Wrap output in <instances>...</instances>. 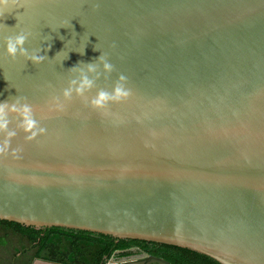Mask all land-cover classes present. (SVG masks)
<instances>
[{
	"label": "water",
	"instance_id": "obj_1",
	"mask_svg": "<svg viewBox=\"0 0 264 264\" xmlns=\"http://www.w3.org/2000/svg\"><path fill=\"white\" fill-rule=\"evenodd\" d=\"M19 32L43 62L4 53ZM99 56L112 71L66 99ZM120 76L129 96L92 107ZM17 98L44 131L0 133V220L264 264V0H2Z\"/></svg>",
	"mask_w": 264,
	"mask_h": 264
},
{
	"label": "trees",
	"instance_id": "obj_2",
	"mask_svg": "<svg viewBox=\"0 0 264 264\" xmlns=\"http://www.w3.org/2000/svg\"><path fill=\"white\" fill-rule=\"evenodd\" d=\"M145 243L144 251L166 264H219L195 251L59 227L25 226L0 220V264H105L115 251ZM129 252L120 253L127 256Z\"/></svg>",
	"mask_w": 264,
	"mask_h": 264
},
{
	"label": "clouds",
	"instance_id": "obj_3",
	"mask_svg": "<svg viewBox=\"0 0 264 264\" xmlns=\"http://www.w3.org/2000/svg\"><path fill=\"white\" fill-rule=\"evenodd\" d=\"M2 2V0H0ZM28 39V33L19 32L14 35H9L3 41L4 53L11 59H15L17 56L23 57L27 62H31L33 65L40 64L45 60V56L39 54V49L29 52L25 48V43ZM51 47L48 45L44 49L45 52ZM60 53H57L58 56ZM101 64H88L85 69L80 70V75L78 80L74 79L69 82V86L64 90L63 96L67 99L75 93L78 96H82L85 92L93 87L95 77L90 78L89 74L96 73L98 67H102L104 73H109L112 71V65L103 60L101 56L98 57ZM102 65V66H101ZM124 76L119 77V82L114 86L113 90L109 92L99 91L95 98L90 101L92 107L100 109L103 108L108 102H116L125 99L129 96V91L124 87L123 81ZM17 116L19 118V127L23 129L28 139H32L37 135V132L42 133L44 129L37 128V122L32 116V108L27 103L21 102L19 98L13 100L12 102L4 101L0 102V133L6 132V139L11 138L15 135V132L8 131L10 117Z\"/></svg>",
	"mask_w": 264,
	"mask_h": 264
},
{
	"label": "flooded vegetation",
	"instance_id": "obj_4",
	"mask_svg": "<svg viewBox=\"0 0 264 264\" xmlns=\"http://www.w3.org/2000/svg\"><path fill=\"white\" fill-rule=\"evenodd\" d=\"M147 245L141 242L127 250L115 251L112 254V258L107 259L105 264H148L150 261L158 262L159 264H166V262L161 258L147 254L144 251V249L147 248ZM125 251L129 252V254L127 256H120V253Z\"/></svg>",
	"mask_w": 264,
	"mask_h": 264
},
{
	"label": "rangeland",
	"instance_id": "obj_5",
	"mask_svg": "<svg viewBox=\"0 0 264 264\" xmlns=\"http://www.w3.org/2000/svg\"><path fill=\"white\" fill-rule=\"evenodd\" d=\"M148 264H159L158 262L150 261Z\"/></svg>",
	"mask_w": 264,
	"mask_h": 264
}]
</instances>
